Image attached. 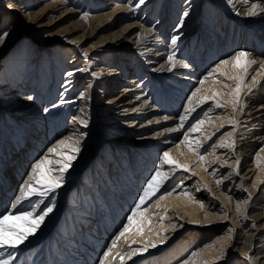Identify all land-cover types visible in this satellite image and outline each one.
<instances>
[{"label": "bare ground", "instance_id": "6f19581e", "mask_svg": "<svg viewBox=\"0 0 264 264\" xmlns=\"http://www.w3.org/2000/svg\"><path fill=\"white\" fill-rule=\"evenodd\" d=\"M166 1L158 10V0H0V34L7 33L0 43V124H8L5 129L0 125V211L7 206L6 198L13 195L11 204L15 201L37 161L47 157L37 170L47 174L46 184L60 175L62 164L56 161L75 155L61 186L52 192L53 211L17 248L44 241L68 192L74 193L78 177L72 175L80 174V164L100 159L93 146L105 130L104 136L121 135L106 140L110 145L130 143L134 151L118 149L116 162L104 156L106 161L91 163L88 183L103 166L110 174L107 181L96 183L99 191L93 188L104 199L105 211L89 210L85 229L61 234L68 240L64 250L70 252L62 255V264H121V257L123 264L139 259L147 264H264V101L261 93L253 92L264 78V11L245 14L253 4L264 9V0ZM221 12L223 29L210 21ZM83 14L86 18L81 19ZM173 37H179L175 45ZM21 41L26 43V61L20 52L4 61ZM239 52L249 55L237 58ZM165 152L175 163L162 165ZM157 169L167 178L116 240ZM136 175L143 182L140 190ZM37 179L42 178L37 175L31 183L39 188ZM172 179L174 186L164 190ZM106 186L114 193L107 194ZM46 198L34 215L41 214ZM218 200V209L231 215L232 227L210 239L213 224L196 226L206 231L195 229L192 244L162 258L172 247L170 232L214 216ZM11 204L7 211H13ZM14 223L23 227L22 221ZM197 234L202 239L196 243ZM89 235L97 243L88 241ZM130 247L147 251L128 259ZM9 250L16 253L14 264L21 250ZM54 258L43 264H58ZM31 263L36 264L34 259Z\"/></svg>", "mask_w": 264, "mask_h": 264}, {"label": "rangeland", "instance_id": "374dc122", "mask_svg": "<svg viewBox=\"0 0 264 264\" xmlns=\"http://www.w3.org/2000/svg\"><path fill=\"white\" fill-rule=\"evenodd\" d=\"M158 1H159V3H157V8H158V10H160V8H161V6H163V3H164L165 0H158ZM168 2H169V0H167L165 4H167ZM179 4L182 5V2H179ZM212 8L215 9V10H217L216 13H219L218 10H220V9H219L218 6L213 5ZM179 12H180L179 13V19H180L181 14H182L183 11L181 10ZM200 14L205 16V14H202V13H200ZM179 19H177V21ZM221 19H222V12H221V14L219 16L216 14L214 16V18H211L210 21H214L215 20L216 21V27L219 28V29H221V28L223 29V28L226 27V25H225L226 23L224 24V22H222ZM230 25L231 24H229V26ZM259 38L260 37H258V39ZM96 41H97L96 39L95 40H92V41H87L83 45L82 48L83 49H86L89 46H92V44H94V42H96ZM250 43H253V41L250 40ZM256 44H257V42H256ZM259 46H263V44L261 42H259ZM26 49H27L26 43H23V41H21L20 45H18V48H15V49L14 48H11L9 50V53L12 54V55H14L16 52L17 53L14 56H11L10 58H9L10 54H8L7 57H4L3 58V60L4 61L5 60H10L12 57H16L19 54V52H20V54H24L23 55V57H24L23 59H24V61H26V58H27V55H25L26 54V52H25ZM81 53H83V51H81ZM73 54L74 53H72L71 55L73 56ZM71 55L68 56L67 59L71 60L72 59L71 58ZM69 60H67V61H69ZM251 77L249 79H247V81H249L251 79ZM257 89L258 90H255L253 92L261 93L260 94V99H262L264 101V78L259 83V85H257ZM93 93H94L93 94L94 97L95 96H98V94H99V92H96V90L93 91ZM252 96H256V95H252ZM249 99L250 98H248L247 100H249ZM2 123H3L2 125H4V126H2L0 124L1 125V128L4 127L3 129H5L6 127H8V124H6V122H2ZM101 132L102 133H99L98 135H96L97 140L98 139L99 140L93 146L95 148V154L94 155L97 156V157L100 156V159L93 160L89 164H83V165L80 164L79 165V166L82 167V169L80 171V174L77 173V172H75L72 175V178H77L78 177V180L75 181L74 185L72 186V189H73V192L74 193H69L68 192L67 198H66L65 202L63 203L61 209L54 216V217H56V216L57 217L55 218V222H54L53 226L50 227L51 229L49 228L50 231L49 232L47 231L48 232V233L46 232L47 234L45 233L44 241L31 243L27 247H25L24 249L21 248V247L20 248H15L16 251L21 250L22 255H21V257H19L17 259V261H14L15 262L14 264H22V262H24L26 264H33V263H31V261L33 259L36 262V264H38V261H39L38 258H43L40 261V264H43L44 262L50 260V257L51 258L52 257H55L53 260L58 259V260H56L58 262V264H62V262L65 261V257H62V255L65 254V255L68 256V255H70L69 254L70 252L69 253L68 252H65V250H64V249H66L65 242L67 243L68 240L67 239H64L61 236V234L66 229H68L67 230L68 233H70V232H75L76 233L78 230H80L82 228L85 229L87 227V223L88 222L86 223V221H84L83 219L85 217H89V215H86L85 214L89 210H91L93 212L96 208H100V209H103L105 211V203L103 201L104 199L102 200L101 196L98 197V195L95 194L93 188H96L95 187L96 183H98L100 181H107L106 180V178H107L106 176L109 174V172L106 169V166L101 167V170H99L100 168L99 169H96V173L92 174V176L95 179L93 178L94 180L92 179L91 180V184H90V183H88L90 181L85 180V177L90 172V169L92 167L91 163L94 162L96 164H99V161H102V160L103 161H106V160H104V156L105 157H112L111 160L114 161V162H116L115 160L116 159L117 160L119 159L118 149H124V150L125 149H130V150H133L134 151V147H132V145L130 143L129 144H126V143H118V142H115L114 143V141H113L112 145H110L108 141L106 142V140H113L114 138L120 139L121 138V135L117 133V134H113V135H110V136L109 135L108 136H104L103 134L106 131L104 130V131H101ZM47 146H48V142L46 143L45 146H43V149L45 150V147H47ZM107 149H108V152L106 151ZM126 153H127V151H126ZM234 153H237V152H234ZM126 156H128V155H125V157ZM24 174L25 175L22 174V175L19 176V178L16 179L17 182L13 186V192H16V190H17L16 185H18L21 182L20 180L26 176V173H24ZM114 175H117V174L116 173L111 174L112 177ZM135 180H136V183L138 185V189L140 190L142 188V186H143V184H142L143 182L141 180L139 182V175H136ZM138 182H139V184H138ZM174 183H175V181H174V179H172L167 184V187H165L164 190H170L174 186L173 185ZM106 187H107V189H106V193L107 194L108 193H110V194L114 193V192H108V189H110V188L108 186H106ZM96 189L99 191L98 188H96ZM138 191L136 192V194L138 193ZM13 194H15V193H13ZM72 195H73V200H71L72 199L71 198ZM91 196L93 198H91ZM11 197L10 198H6L7 199L6 200L7 206H5L0 211V215L5 214V211H7V208H9V206L11 204V199H12ZM53 197H54V193L53 194L50 193L49 197L46 198V200L48 202L46 205L49 204V202L52 200ZM75 197H76V199H74ZM78 197H81V198H78ZM107 198L110 199V197H107ZM36 200H38V197L37 198H34V199H29L28 201L24 202L23 203V207H21L19 209V211L22 210V209L24 210V208L25 209L26 208H29L30 205H31V203L32 202H35ZM73 202H74V204H77V203L81 204L82 205L81 207L83 209L82 208L79 209L80 207L74 205ZM27 204L29 205L28 207H26ZM129 206H131V204ZM220 206H222V201L221 200H218V207H217L216 211L215 210H213L214 212L212 211V213H213L214 216H212V217H210L208 219H205V220L200 219L199 221L195 222V223H197V225L195 223H192L191 226H188V227L187 226H184V225H182L181 227H179L180 225H178L177 227H179V229L177 231L170 232V234H172V233L174 234L173 235L174 236L173 237L174 238L173 239V243L171 244L172 247L168 250V252H166L161 257L162 258H167V257H170L171 258L172 255L176 254L180 249L186 248L185 246H183L184 244H192L193 241L195 240L194 237H193V234H192V233H194V230L195 229H198L201 232H205L206 231L205 227H202V228L196 227V226L203 225L204 223L213 224L212 227H211V229H213L214 232L212 231L208 235V238H210V237L213 238V237H215L218 234L226 233L230 229V227H232L231 226V222H230L231 215H229V213L227 215L226 214L227 212H226V210L223 207H221V209H218ZM120 208H122V207H120ZM117 211L119 213H121L120 209H118V208H117ZM122 216H124L123 213H122ZM71 225H72V227L74 229H70L69 226H71ZM91 232H93V231L91 230ZM89 237H90V239L88 241H92L93 243H97V241L93 237H91L90 235H89ZM196 238H198V240L196 241V243H197V242H199V240L202 239V235L197 234V237ZM80 244L82 245V242L81 241L79 242V247H80ZM254 245L256 246L257 245V242H254ZM81 248H83V247H81ZM167 249H168V247H167ZM233 250H234V248H233ZM239 254L242 256V253H239ZM236 258H238V255L236 256ZM240 258L241 257H239V260H240ZM147 263H150V261H146V262L141 263V260L139 259L137 262H130V263H126V264H147Z\"/></svg>", "mask_w": 264, "mask_h": 264}, {"label": "snow or ice", "instance_id": "6c2138e0", "mask_svg": "<svg viewBox=\"0 0 264 264\" xmlns=\"http://www.w3.org/2000/svg\"><path fill=\"white\" fill-rule=\"evenodd\" d=\"M144 0H139V3H143ZM259 11H264V9H258V6L253 4L247 11L246 15L248 16H255L259 14ZM240 13L238 12L237 15ZM87 14H83L81 16V19L86 18ZM184 15H187V12L184 13ZM182 23V22H181ZM7 36V33L0 34V43H3L4 37ZM177 39L179 37H173L171 43L173 45L176 44ZM85 56H87V52L84 53ZM237 58L243 56L247 57L249 53L247 52H239L236 54ZM168 60L170 63H173V56L170 55L168 57ZM223 63H227V61H224ZM249 63H254V61H251ZM174 66V64H173ZM184 67H187V65H182ZM68 75H72V73H68ZM239 91V89H237ZM31 99V97H28ZM83 98V94L81 96ZM183 122V117L181 118ZM203 121H199L198 123H202ZM82 124L87 126L86 121H81ZM49 151H55V149H50ZM80 148L76 147L75 152L79 153ZM75 159V155H67L66 161H56L58 164H62V167L59 169L60 175L52 178L49 180L46 184L44 183V180L48 179L47 174L43 171H40L37 173V170L41 168V166L44 164V161L47 160V157L44 158V160L37 161L36 164L32 165L31 174L28 176V178L24 181L23 185L19 189V195L15 197V201L11 204V209L13 211H7L5 214L0 215V257H3L0 259V264H11V261L15 259V251H10L9 249L14 250L17 248L20 244L24 243L30 235H35L37 229L39 228L40 224L44 221L45 217L51 213L55 207V200H51L48 205L42 209L41 214L36 216L34 213L37 209L40 208L41 204L44 203V199L49 196L50 193L54 192L58 187L61 186L64 174L67 172V170L71 167V161ZM50 165L52 161H47ZM162 165L172 164L175 163L174 161L169 159V154L167 152L164 153V159L161 162ZM177 167L179 165L177 164ZM51 171V169H49ZM185 171L187 169L185 168ZM39 175L42 179H37L36 184L40 187L37 188L34 186L31 181ZM237 175H239V172H237ZM157 177H160V180H157ZM167 178V175L163 173L160 169H157L155 171V174L152 175L151 179L148 180L147 186L143 189V194L139 197V202L136 203L135 208L132 209L131 215L127 217L128 225H126L122 232L116 237V240H119L121 236H124L126 232H128L129 227L132 225L133 217L137 216V213L141 210V207L143 204H145L148 200H150L160 189L162 182L164 179ZM27 189V191H26ZM32 196L39 197L38 202H34L30 205V210H20L18 214H14V210L16 209L17 205H19L24 200H29ZM14 221H22L23 227L17 226ZM255 227V225H253ZM116 240L113 241L112 247L114 248L116 246ZM153 248H155L157 245L152 244ZM112 251V248L108 249V252L105 253V259L107 258L108 254ZM147 251V248H139V249H131L127 253V258L131 259L132 255H140ZM192 255H196V253H192ZM124 257H121V264H123ZM184 264H187V261L184 262Z\"/></svg>", "mask_w": 264, "mask_h": 264}]
</instances>
